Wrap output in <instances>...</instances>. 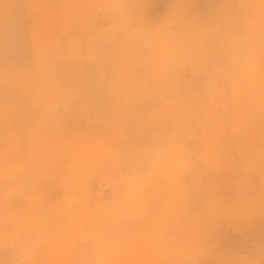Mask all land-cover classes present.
<instances>
[{
    "label": "clouds",
    "instance_id": "9594fccd",
    "mask_svg": "<svg viewBox=\"0 0 264 264\" xmlns=\"http://www.w3.org/2000/svg\"><path fill=\"white\" fill-rule=\"evenodd\" d=\"M0 264H264V0H0Z\"/></svg>",
    "mask_w": 264,
    "mask_h": 264
}]
</instances>
